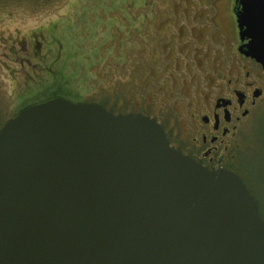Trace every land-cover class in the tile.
Wrapping results in <instances>:
<instances>
[{
    "label": "water",
    "instance_id": "1",
    "mask_svg": "<svg viewBox=\"0 0 264 264\" xmlns=\"http://www.w3.org/2000/svg\"><path fill=\"white\" fill-rule=\"evenodd\" d=\"M244 5L264 65V0ZM0 264H264V218L155 118L54 97L0 128Z\"/></svg>",
    "mask_w": 264,
    "mask_h": 264
},
{
    "label": "rangeland",
    "instance_id": "2",
    "mask_svg": "<svg viewBox=\"0 0 264 264\" xmlns=\"http://www.w3.org/2000/svg\"><path fill=\"white\" fill-rule=\"evenodd\" d=\"M215 4L0 0V128L29 105L64 97L115 114L143 111L181 135L221 61L214 43L230 16ZM239 155L241 178L264 218V111Z\"/></svg>",
    "mask_w": 264,
    "mask_h": 264
},
{
    "label": "flooded vegetation",
    "instance_id": "3",
    "mask_svg": "<svg viewBox=\"0 0 264 264\" xmlns=\"http://www.w3.org/2000/svg\"><path fill=\"white\" fill-rule=\"evenodd\" d=\"M220 1L228 10L230 24L221 33L222 39L214 43L222 51L221 61L211 70L199 107L194 101L181 135L155 119L178 151L209 170L223 168L241 176L242 137L264 111V65L245 52L252 37L248 35V23L242 20L244 0H211L216 4ZM135 113L149 116L143 111Z\"/></svg>",
    "mask_w": 264,
    "mask_h": 264
}]
</instances>
